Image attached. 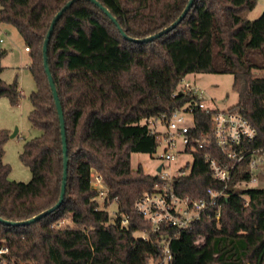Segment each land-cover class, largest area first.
<instances>
[{
	"label": "trees",
	"instance_id": "obj_1",
	"mask_svg": "<svg viewBox=\"0 0 264 264\" xmlns=\"http://www.w3.org/2000/svg\"><path fill=\"white\" fill-rule=\"evenodd\" d=\"M72 0H0V24L12 25L29 48L36 91L30 100L32 127L42 131L26 142L20 160L32 173L29 183L9 180L3 162L9 133L0 130V242L10 248L7 264H150L163 257L169 240L168 264H264V189L240 188L252 178L256 151L264 154V13L245 14L257 0H195L186 18L171 32L136 43L170 27L190 0H77L64 12L48 44V66L65 117L68 178L62 206L27 226L59 201L64 172L61 123L44 65L43 46L57 13ZM119 25V27H118ZM122 30V32L120 31ZM123 33L127 36L124 37ZM6 51L0 49V58ZM0 98L20 100L17 80L1 79ZM190 74H230L239 110L257 129L244 144L245 158L233 171L220 202V217L210 208L191 228H165L153 233L136 211L137 201L161 183L158 176L132 168L134 153H156L159 134L148 120L167 119L177 108L198 100L178 92ZM209 115L196 110L193 134L211 129ZM214 156L222 154L212 150ZM206 152L195 151L192 164L172 180L180 197L209 199L208 189L223 183L213 176ZM100 172L108 189L101 204L90 184L91 170ZM188 171V173H187ZM117 204L116 217L107 211ZM123 217L129 224L121 226ZM70 219L73 226L57 228ZM148 233V239L136 236Z\"/></svg>",
	"mask_w": 264,
	"mask_h": 264
},
{
	"label": "built area",
	"instance_id": "obj_2",
	"mask_svg": "<svg viewBox=\"0 0 264 264\" xmlns=\"http://www.w3.org/2000/svg\"><path fill=\"white\" fill-rule=\"evenodd\" d=\"M25 50L30 51L28 47H25ZM184 87L182 90L178 87L177 93L180 91L183 93L192 92L198 97V100L175 109L172 115L165 120L159 118L148 120L152 132L159 134V145L163 143L165 146L164 156H161V159L165 163H171L175 159L173 152L192 155L197 150H203L206 152L205 160L209 163L214 178L223 183V187L220 190L208 189L209 199L194 200L190 197H180L172 189L171 173H168L164 166H160V171H157L162 183L157 184L152 192L141 197L135 205L136 211L148 222L153 233H159L165 228L185 231L213 207L216 209V218L218 219L220 217V202L227 196L226 188L232 179L233 171L245 158L244 144L254 141L257 137V129L239 110L220 111L210 108L205 103L202 90L191 85ZM196 110L209 115L211 120L210 131L203 133L201 137L193 134L196 128ZM158 124L164 126L163 133L157 130ZM212 150L220 152L223 157L214 156ZM255 153L254 156L261 155L260 151ZM253 158L250 168L254 165ZM165 180H168L169 183L163 184ZM90 184L99 193L97 200L104 202L108 189L102 174L95 169L91 170ZM128 224L129 219L123 217L121 226L126 227ZM142 237L145 240L148 239L146 235H142ZM162 250L163 257L153 264H168L171 261L169 240L166 238L162 240ZM9 256L10 248L0 242V264H7Z\"/></svg>",
	"mask_w": 264,
	"mask_h": 264
},
{
	"label": "rangeland",
	"instance_id": "obj_3",
	"mask_svg": "<svg viewBox=\"0 0 264 264\" xmlns=\"http://www.w3.org/2000/svg\"><path fill=\"white\" fill-rule=\"evenodd\" d=\"M263 13L264 0H257L256 7L251 12L246 13L245 18L251 21L256 20ZM25 47V43L16 28L9 24H0V49L6 51V55L0 58V66L3 68L1 79L8 84L17 80L21 93L17 105H12L6 97L0 98V130H5L9 133V139L4 145L5 155L3 162L11 167L10 181L29 183L32 179V173L22 163L20 155L26 142L39 137L42 131L32 127L29 121V114L33 109L30 97L36 91V84L28 68L31 60ZM255 75L264 76V71L255 72ZM233 84L234 76L230 74H191L181 82L179 89H184L185 85L200 89L204 92L205 103L210 108L225 111L239 102V97L233 89ZM157 130L163 133L164 126L158 124ZM164 150L165 146L161 143L156 153L152 155L132 154V168L136 169L141 166L145 174L158 176V168L164 166L165 170L171 173L173 179L181 174V170L185 169L187 164L190 165L193 162L192 155L173 152L175 159L171 163H165L161 159V156H164ZM253 160L251 180L248 182L239 181L236 185L237 187L264 189V154L254 156ZM158 177L160 178V176ZM165 183H169V181L165 180L163 184ZM98 202L102 206V202ZM107 211L115 219L117 204L115 202L111 203ZM55 226L57 228H65L68 226L72 227L73 224L70 219H65L59 221ZM144 232H137L135 235L148 236V233ZM150 264H153V262Z\"/></svg>",
	"mask_w": 264,
	"mask_h": 264
},
{
	"label": "water",
	"instance_id": "obj_4",
	"mask_svg": "<svg viewBox=\"0 0 264 264\" xmlns=\"http://www.w3.org/2000/svg\"><path fill=\"white\" fill-rule=\"evenodd\" d=\"M75 1H77V0L70 1L69 3H67L62 8L61 11H59L57 13V15L55 16V18L53 19V21L51 23L47 38H46L44 46H43L44 65H45L46 73L48 75L50 86H51L52 91H53V96H54V99H55V102H56V106H57V110H58L59 118H60V123H61V134H62L63 152H64V172H63V180H62V187H61V195H60V198H59V201L57 202V204L54 207L48 209L47 211L39 214L38 216H36V217H34V218L30 219V220L23 221V222L12 223V222L5 221V223L8 224V225L27 226V225L33 224L35 222H38L41 219H43L44 217L50 215L51 213H53L57 209H59L62 206L63 202H64V198H65V194H66L67 178H68V166H69L68 165V147H67V139H66V126H65V117H64V112H63V109H62V105L60 103L59 96H58L57 90L55 88L54 80H53L52 74H51L49 66H48V44H49L50 39L52 37V34H53L55 26L57 25V23L59 22V20L63 16L64 12H66L74 4ZM90 1L92 3H94L95 5L99 6L101 9H103L105 11V14L108 17H110L115 23H117L116 20L111 16L109 11L104 9L99 4V2H97L96 0H90ZM194 1L195 0H190L188 5H187V7L183 11V13L180 15V17L177 19V21H175L170 27L166 28L164 31H162V32H160V33H158L156 35H153V36H151L149 38H146V39H142V40L136 39V40H133V41L136 42V43L150 42V41H153L154 39H157V38L161 37L164 34H167V33L171 32V31H173L186 18V16L188 15L189 11L191 10V8H192V6L194 4ZM118 27H119V25H118ZM120 31L122 32L121 29H120ZM123 36L127 37L124 33H123ZM158 171H160V168L158 169ZM0 222H3V220L1 218H0Z\"/></svg>",
	"mask_w": 264,
	"mask_h": 264
},
{
	"label": "crops",
	"instance_id": "obj_5",
	"mask_svg": "<svg viewBox=\"0 0 264 264\" xmlns=\"http://www.w3.org/2000/svg\"><path fill=\"white\" fill-rule=\"evenodd\" d=\"M190 75H191V74H190ZM188 76H189V75H187L186 77H188ZM186 77H185V78H186Z\"/></svg>",
	"mask_w": 264,
	"mask_h": 264
}]
</instances>
